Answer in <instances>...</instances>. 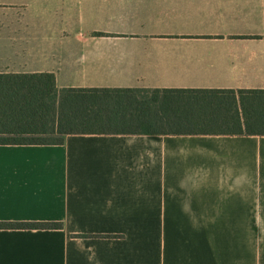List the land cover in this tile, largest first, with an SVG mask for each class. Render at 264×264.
I'll return each mask as SVG.
<instances>
[{"label":"crops","instance_id":"crops-1","mask_svg":"<svg viewBox=\"0 0 264 264\" xmlns=\"http://www.w3.org/2000/svg\"><path fill=\"white\" fill-rule=\"evenodd\" d=\"M42 73L57 89L264 90V0H0V74ZM0 223L61 224L0 228V264H242L218 229H264V136L0 146Z\"/></svg>","mask_w":264,"mask_h":264},{"label":"trees","instance_id":"trees-1","mask_svg":"<svg viewBox=\"0 0 264 264\" xmlns=\"http://www.w3.org/2000/svg\"><path fill=\"white\" fill-rule=\"evenodd\" d=\"M104 134L264 136V90L57 89L52 74H0V146Z\"/></svg>","mask_w":264,"mask_h":264},{"label":"rangeland","instance_id":"rangeland-1","mask_svg":"<svg viewBox=\"0 0 264 264\" xmlns=\"http://www.w3.org/2000/svg\"><path fill=\"white\" fill-rule=\"evenodd\" d=\"M218 231L220 235L235 236L242 242V264H264V229H218ZM251 258H254V261Z\"/></svg>","mask_w":264,"mask_h":264}]
</instances>
